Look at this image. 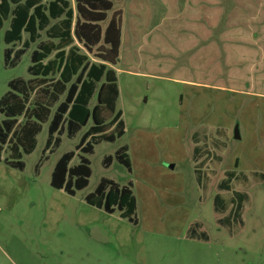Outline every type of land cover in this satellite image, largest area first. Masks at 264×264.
<instances>
[{"label": "rangeland", "instance_id": "obj_1", "mask_svg": "<svg viewBox=\"0 0 264 264\" xmlns=\"http://www.w3.org/2000/svg\"><path fill=\"white\" fill-rule=\"evenodd\" d=\"M112 5L121 11V44L109 66L125 133L94 145L88 184L73 196L52 188L50 175L86 127L62 134L43 155L44 123L34 150L22 154V170L0 160V264H264V0ZM7 27L0 30V98L9 80L29 77L37 46L5 65ZM87 53L99 61L95 48ZM123 144L131 172L116 160L105 167L104 157ZM78 162L75 155L70 164ZM227 171L241 177L225 191L218 186ZM102 177L132 181L137 224L85 202ZM234 191L247 195L241 222L222 225L229 209L214 212L213 197Z\"/></svg>", "mask_w": 264, "mask_h": 264}, {"label": "trees", "instance_id": "obj_2", "mask_svg": "<svg viewBox=\"0 0 264 264\" xmlns=\"http://www.w3.org/2000/svg\"><path fill=\"white\" fill-rule=\"evenodd\" d=\"M113 1L74 0L72 6L70 0H0V30L7 22L3 41L11 45L4 50L5 65L17 64L25 50L37 42L30 52L29 77L9 80L8 89L0 98V160L22 170V154L34 150L36 135L44 123L47 138L43 155L59 145L62 134L73 137L86 127L74 149L55 162L50 175V186L71 196L88 184L91 168L86 155L93 152L94 145L113 142L125 133L120 111L116 110L117 76L109 66L116 63L121 44V11L112 10ZM42 33L46 38L39 41ZM16 42L22 43V47L14 50ZM82 47L89 53L95 48L99 61H90ZM75 155L79 162L71 165ZM113 160L131 172L126 144L119 146L113 155L105 156L103 164L108 167ZM239 173L227 171L218 187L229 190V182H238ZM246 199L243 192L234 191L226 196L217 193L213 197L214 212L222 214L229 209V216L219 222L222 225L241 222V208ZM84 200L107 213L118 211L121 218L138 223L131 180L121 185L102 177ZM191 232L193 236L194 230ZM200 236L206 237L204 233Z\"/></svg>", "mask_w": 264, "mask_h": 264}, {"label": "water", "instance_id": "obj_3", "mask_svg": "<svg viewBox=\"0 0 264 264\" xmlns=\"http://www.w3.org/2000/svg\"><path fill=\"white\" fill-rule=\"evenodd\" d=\"M233 132H234V134H233L234 138L239 139V133H238V126L237 125L234 127Z\"/></svg>", "mask_w": 264, "mask_h": 264}]
</instances>
